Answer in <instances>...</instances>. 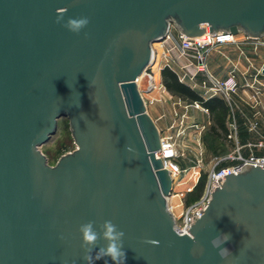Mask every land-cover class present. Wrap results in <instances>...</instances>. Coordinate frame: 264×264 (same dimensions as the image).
Returning a JSON list of instances; mask_svg holds the SVG:
<instances>
[{"label": "water", "instance_id": "95a60500", "mask_svg": "<svg viewBox=\"0 0 264 264\" xmlns=\"http://www.w3.org/2000/svg\"><path fill=\"white\" fill-rule=\"evenodd\" d=\"M58 9L89 24L74 34ZM173 27L258 39L264 0H0V264H86L79 227L105 220L125 234L124 264H264L262 166L223 172L191 232L172 213V170L140 83ZM63 117L76 149L50 165L41 147ZM221 234L224 259L210 243Z\"/></svg>", "mask_w": 264, "mask_h": 264}, {"label": "built area", "instance_id": "2783aa9c", "mask_svg": "<svg viewBox=\"0 0 264 264\" xmlns=\"http://www.w3.org/2000/svg\"><path fill=\"white\" fill-rule=\"evenodd\" d=\"M168 41L174 44V48L178 50L180 58L183 60L182 69L184 71L183 76H179L180 81L184 83L185 79L190 80L202 89L200 96L203 101H195L194 103L197 108L209 112L204 103L214 98H220L229 104L232 112L238 108L239 101L246 103L247 109L254 111V119L247 118L245 126L247 134H254L257 138L255 140L247 139L246 142H243L239 124L231 122L228 139L233 145L232 150L225 156L217 158L208 175L205 190L198 199L190 203L187 201V197L194 193L199 185L201 165L183 167L178 162L180 151L176 137L171 133L163 135L161 132L165 149H160L159 152H165L172 170V199L178 198L180 200L176 206L172 204V213L178 218L179 230L191 232L193 225L206 211L213 192L219 187L218 178H223V172L240 171L246 164L264 168V132L262 131L264 124H261V121L264 122V67L257 69L248 60L247 81L243 85L240 81L238 68H232L225 79H220L210 71L208 64V56L211 52L226 45H247L259 52L260 49L264 48V36L254 39L243 32L238 34L214 33L209 34L204 40L202 38H189L181 33L175 36L173 29H171L168 38L158 43L165 45ZM156 58L155 50V61L145 72L150 76L152 83L144 89L140 87L142 96L153 93L163 86L158 85L153 72ZM167 66L170 67V64ZM161 100L162 98H155L151 99L149 103L155 104ZM172 124L171 129H174L177 121L174 120ZM177 207L182 210L180 215L175 212Z\"/></svg>", "mask_w": 264, "mask_h": 264}, {"label": "rangeland", "instance_id": "374dc122", "mask_svg": "<svg viewBox=\"0 0 264 264\" xmlns=\"http://www.w3.org/2000/svg\"><path fill=\"white\" fill-rule=\"evenodd\" d=\"M172 29L175 36L180 34L176 28L173 27ZM155 50L157 58L153 72L158 85L163 86L156 89L153 93L145 94V96L149 101L155 98H162V100L155 104L149 103V113L154 112L153 107L155 106H159L161 115L169 114V111H171V122L169 124H157V126L161 129L163 135L171 133L176 137L180 151L178 162L183 167L188 168L197 164L201 165L199 187L203 188L204 191L208 181V175L217 158L228 154L233 147L228 139L230 124H226L230 109L223 101V104H218L215 110H209L207 112L202 108H197L194 105V100L170 91L166 86V82L169 80L166 70H171L178 77L183 76V60L180 58L181 56L178 50L174 48V44L170 41L166 42L165 45L157 43ZM221 50L222 47L215 49L208 56L210 71H212V65L210 63L211 57ZM167 64H170V67ZM248 66L249 63H247ZM234 67L241 70V67L238 65H233L232 68ZM219 68H223V66H219ZM184 84L199 95L202 94L201 87L190 80L185 79ZM174 120L177 121V124H175L174 129H171ZM69 124L70 121L67 117L60 119L57 133L47 144L41 147V151L45 155H48L50 165H57L63 155L73 152L76 149ZM194 196L189 195L187 201L191 200ZM179 202L180 200L178 198L172 199V204L175 206ZM181 211V208L177 207L175 209L177 215H180Z\"/></svg>", "mask_w": 264, "mask_h": 264}, {"label": "clouds", "instance_id": "9594fccd", "mask_svg": "<svg viewBox=\"0 0 264 264\" xmlns=\"http://www.w3.org/2000/svg\"><path fill=\"white\" fill-rule=\"evenodd\" d=\"M67 13V9H58L56 15V23L63 22V26L74 34H79L82 29L87 27L89 19L87 17L69 18L66 22L64 16ZM129 151L133 149L128 148ZM94 221L81 224L79 232L82 236L81 247L84 249L83 259L86 264H95V261L104 260L109 258L113 264H124L126 259V253L123 248L124 232L118 228L111 220H105L99 225V231L94 226ZM230 239L228 234H221L213 238L210 243L213 248L219 249L218 255L224 259L231 255L229 249L221 247ZM106 242L105 246H101L97 249L99 241ZM145 243L152 245H158V241L147 239ZM95 250V253H94ZM94 253V254H93ZM107 264V260H105Z\"/></svg>", "mask_w": 264, "mask_h": 264}, {"label": "crops", "instance_id": "0c3cea01", "mask_svg": "<svg viewBox=\"0 0 264 264\" xmlns=\"http://www.w3.org/2000/svg\"><path fill=\"white\" fill-rule=\"evenodd\" d=\"M248 60H250L254 64V67L257 69L264 67V48L260 49L259 52H256L251 46L247 45H226L222 47L221 51H218L211 57V72L218 78L225 79L228 76L229 71L232 69V66L238 65L241 67L240 81L241 84L244 85V83L247 81ZM219 66H223V68H219ZM218 99L224 101L223 99ZM224 102L230 109L226 124L235 122L236 124L240 125V135L243 142H246L247 139L255 140L257 136L254 134H247V129L245 126V124H247V118H249L250 120L254 119V111L247 109V104L239 101L238 108L232 112L229 104L226 101ZM153 110L154 112L150 113V115L152 116L156 124H169L171 122V111H169V114L161 115L159 106L153 107ZM261 124H264V122L261 121ZM262 131L264 132V126Z\"/></svg>", "mask_w": 264, "mask_h": 264}, {"label": "trees", "instance_id": "16d2710c", "mask_svg": "<svg viewBox=\"0 0 264 264\" xmlns=\"http://www.w3.org/2000/svg\"><path fill=\"white\" fill-rule=\"evenodd\" d=\"M166 73L169 77V80L166 82L167 88L172 91L173 93L180 94L183 96L188 97L191 100L194 101H203L202 97L193 91L189 86L186 84L180 82L179 77L176 73L172 72L171 70H166ZM205 106L209 110H215L218 104H223V101L219 100L218 98L211 99L204 103ZM203 193V188H200L199 185L194 193L190 194V196H194L191 200L188 202H193L196 199H198L201 194ZM197 194V195H196Z\"/></svg>", "mask_w": 264, "mask_h": 264}, {"label": "bare ground", "instance_id": "6f19581e", "mask_svg": "<svg viewBox=\"0 0 264 264\" xmlns=\"http://www.w3.org/2000/svg\"><path fill=\"white\" fill-rule=\"evenodd\" d=\"M208 36H204V38L202 37V39H207ZM152 83L150 76L148 75V73H144L142 75L141 78V83H140V87L145 88L148 87L150 84Z\"/></svg>", "mask_w": 264, "mask_h": 264}]
</instances>
